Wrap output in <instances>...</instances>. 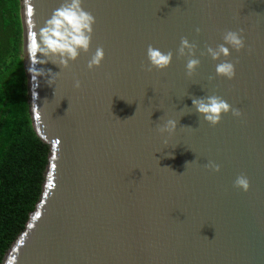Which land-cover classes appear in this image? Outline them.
Segmentation results:
<instances>
[{
    "label": "water",
    "instance_id": "water-1",
    "mask_svg": "<svg viewBox=\"0 0 264 264\" xmlns=\"http://www.w3.org/2000/svg\"><path fill=\"white\" fill-rule=\"evenodd\" d=\"M62 2L18 0L28 120L47 155L0 264H264V0H82L95 17L90 51L64 69L29 47ZM239 28L235 76H216L220 61L200 52ZM181 36L198 46L191 78L175 55ZM148 44L173 51L167 68L141 70ZM97 46L104 59L89 70ZM36 69L59 75L49 85ZM213 93L243 115L210 126L192 97ZM168 118L171 137L156 131ZM240 173L247 192L233 187Z\"/></svg>",
    "mask_w": 264,
    "mask_h": 264
},
{
    "label": "clouds",
    "instance_id": "clouds-1",
    "mask_svg": "<svg viewBox=\"0 0 264 264\" xmlns=\"http://www.w3.org/2000/svg\"><path fill=\"white\" fill-rule=\"evenodd\" d=\"M94 23L95 17L82 7V0H63L60 6L53 10L50 18L45 21L44 26L39 29L38 36L36 34V37L30 41V56H37V53H40L45 59L38 62L46 63L51 60L52 63L57 64L61 69L67 68L69 62L75 61L82 52L89 53ZM195 31L199 33L200 29L196 28ZM243 32V28L236 30L226 29L221 33L222 43L217 44L215 47L205 45V49L200 52V56L207 55L214 61H220L215 65L216 76L225 77L228 80L234 78L235 64L239 61L238 58L228 60L227 57L231 55L230 50L240 52L245 48ZM197 47L195 41L190 42L186 36H181L179 45L175 50V55L178 59H186L185 75L189 78L194 75L201 62L196 57ZM248 50L251 51L250 46ZM222 57L224 59H221ZM172 58L173 51L171 49L163 52L152 44H148L145 51L147 63L141 62L140 67L141 70L146 72H151L153 69L160 71L170 65ZM103 59V47L97 46L94 53L87 60L86 67L89 70L98 68ZM58 75L59 72H52L50 69H36L33 79L38 76H48L47 83L51 85L53 84V78ZM213 78L210 76L209 80ZM73 87L80 88L81 82L78 79L74 80ZM192 108L210 126H215L219 123L222 114L231 112L232 116L237 118L243 115L240 109L232 107L221 96L214 93L201 97H192ZM177 124V120L168 118L163 123L157 124L156 131L162 136L167 133V137H171L176 131ZM167 137L163 140L165 145L168 143ZM203 167L214 172L220 170V165L211 160L205 163ZM233 187L247 192L250 188V181L247 175L244 173L238 174L233 181Z\"/></svg>",
    "mask_w": 264,
    "mask_h": 264
},
{
    "label": "trees",
    "instance_id": "trees-1",
    "mask_svg": "<svg viewBox=\"0 0 264 264\" xmlns=\"http://www.w3.org/2000/svg\"><path fill=\"white\" fill-rule=\"evenodd\" d=\"M19 41L18 0H0V262L38 197L47 155L29 124L22 71L16 73Z\"/></svg>",
    "mask_w": 264,
    "mask_h": 264
},
{
    "label": "rangeland",
    "instance_id": "rangeland-1",
    "mask_svg": "<svg viewBox=\"0 0 264 264\" xmlns=\"http://www.w3.org/2000/svg\"><path fill=\"white\" fill-rule=\"evenodd\" d=\"M5 36V34H4ZM13 38H14V35L11 34L9 36V38L7 39V51H6V54H7V61L8 62H11V60H13L14 58H9V57H13L12 54H14V51H13ZM9 56V57H8ZM22 52L20 50V41H19V47H18V50L16 52V57L18 58V63H17V68H16V73H20L22 71ZM14 62H12L13 64Z\"/></svg>",
    "mask_w": 264,
    "mask_h": 264
},
{
    "label": "snow or ice",
    "instance_id": "snow-or-ice-1",
    "mask_svg": "<svg viewBox=\"0 0 264 264\" xmlns=\"http://www.w3.org/2000/svg\"><path fill=\"white\" fill-rule=\"evenodd\" d=\"M31 12V9H29V13ZM49 187H51V184H49Z\"/></svg>",
    "mask_w": 264,
    "mask_h": 264
}]
</instances>
